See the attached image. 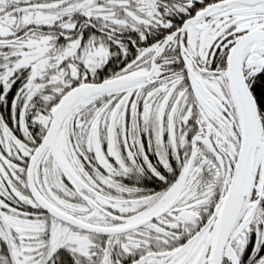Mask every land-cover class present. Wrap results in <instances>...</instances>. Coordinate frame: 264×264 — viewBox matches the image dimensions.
Masks as SVG:
<instances>
[{
    "label": "snow or ice",
    "instance_id": "snow-or-ice-1",
    "mask_svg": "<svg viewBox=\"0 0 264 264\" xmlns=\"http://www.w3.org/2000/svg\"><path fill=\"white\" fill-rule=\"evenodd\" d=\"M0 264H264V0H0Z\"/></svg>",
    "mask_w": 264,
    "mask_h": 264
}]
</instances>
